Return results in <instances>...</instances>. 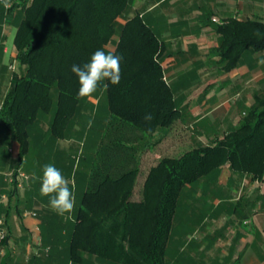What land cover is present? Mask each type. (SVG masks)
<instances>
[{
  "label": "crops",
  "instance_id": "1",
  "mask_svg": "<svg viewBox=\"0 0 264 264\" xmlns=\"http://www.w3.org/2000/svg\"><path fill=\"white\" fill-rule=\"evenodd\" d=\"M14 2L10 0L12 6ZM8 9L0 0V110L13 76L21 72L16 68L15 45L11 49L5 42L10 27L17 29L22 7L12 14ZM135 15L147 21L160 42L159 60L181 110L179 120H198L197 146L213 145L236 129L255 96L264 91V64L258 63L264 51H248L236 67L226 70L227 62L217 53L221 41L217 26L229 20L264 21V0H132L127 13L118 18V28ZM100 99L101 94L88 97L61 137L52 133L53 113L40 114L25 152L0 125V221L6 232L0 242V264H108L87 253L72 261L68 250L100 152L102 172L109 169L116 176L123 172L121 158L117 159L122 131L106 135L109 112L105 106L98 110ZM164 131L158 130L154 138H139L132 150L138 163L132 161L128 168L139 165L138 184L143 185L149 170L165 157L155 155L156 146L169 136ZM45 164L55 165L69 187L74 185L72 219L57 215L49 198L40 195ZM141 197V192L133 196ZM187 226L194 233H182ZM171 232L169 244L174 248L171 255L168 245V264H264V177L236 173L226 164L219 174L200 179L198 208L178 214ZM195 235L199 237L192 243Z\"/></svg>",
  "mask_w": 264,
  "mask_h": 264
},
{
  "label": "trees",
  "instance_id": "2",
  "mask_svg": "<svg viewBox=\"0 0 264 264\" xmlns=\"http://www.w3.org/2000/svg\"><path fill=\"white\" fill-rule=\"evenodd\" d=\"M131 1L15 0L10 10L12 14L22 7L14 39L21 72L13 76L0 125L19 141L23 152L40 114L53 113L52 133L61 137L87 101L77 98L73 64L83 65L98 49L113 47V53L122 57L119 84L105 81L107 90L98 89L93 95L102 93L106 98V135L122 131L117 159L121 158L123 172L120 176L109 169L102 172L100 152L70 235L72 261L87 253L108 264H168V245L184 188L219 174L226 164L236 173L257 180L264 177L262 91L239 126L213 145L161 158L147 173L141 199L134 200L140 168L128 166L137 162L132 153L136 142L170 129L181 118V110L164 80L161 45L152 27L135 15L118 28L117 20L127 13ZM216 32L221 37L217 53L227 62L226 70L236 67L246 52L264 51V21L229 20ZM148 113L151 121L144 119Z\"/></svg>",
  "mask_w": 264,
  "mask_h": 264
},
{
  "label": "clouds",
  "instance_id": "3",
  "mask_svg": "<svg viewBox=\"0 0 264 264\" xmlns=\"http://www.w3.org/2000/svg\"><path fill=\"white\" fill-rule=\"evenodd\" d=\"M4 7H12L10 0H3ZM121 60L122 57L112 51L103 49L96 50L88 62L83 65L73 64L71 71L78 77L77 98L91 97L98 89L105 91L108 83L119 84L121 80ZM264 64V58L258 60ZM146 121H151L153 116L148 113L144 116ZM91 126V121L88 122ZM74 185L69 187V181L62 172L53 164H45L42 168L40 195L49 198V207L57 215L72 219V212L75 208Z\"/></svg>",
  "mask_w": 264,
  "mask_h": 264
},
{
  "label": "rangeland",
  "instance_id": "4",
  "mask_svg": "<svg viewBox=\"0 0 264 264\" xmlns=\"http://www.w3.org/2000/svg\"><path fill=\"white\" fill-rule=\"evenodd\" d=\"M14 5V4H13ZM19 5H17L18 7ZM12 8V7H11ZM11 8L8 9L10 13ZM9 19V18H8ZM7 19V21H8ZM17 29L15 26L10 27L9 29V36L5 42L7 47L14 49V39L16 36ZM16 68H19V64L16 65ZM11 71L14 70L11 68ZM16 72V70H15ZM101 93V92H100ZM102 94V93H101ZM107 106L106 98L101 95V99L99 102L98 110H102L103 107ZM241 116V115H240ZM242 117V116H241ZM198 120L190 119L189 117H185L179 120L171 130H165L162 134L169 135L165 140L162 141L161 145L156 146L155 155L161 156H177L182 154L189 148L196 147L198 145ZM94 133V130L91 131V135ZM134 135H131L130 140H133ZM134 141V140H133ZM141 145V144H139ZM147 162L146 164H148ZM148 168V165L146 166ZM147 168L144 169V173L146 174ZM137 193L142 191V183H139L136 188ZM198 208V182L194 185L188 186L184 188L182 196L180 198V203L177 211V216L180 214L184 209H194ZM192 226V223H191ZM182 233H194V229L192 227L187 226L186 229H182ZM199 236L195 235L191 240H194L192 243H196ZM171 251L169 252L172 255V251L174 246L169 244ZM201 255V254H199ZM204 257V254H203Z\"/></svg>",
  "mask_w": 264,
  "mask_h": 264
},
{
  "label": "built area",
  "instance_id": "5",
  "mask_svg": "<svg viewBox=\"0 0 264 264\" xmlns=\"http://www.w3.org/2000/svg\"><path fill=\"white\" fill-rule=\"evenodd\" d=\"M5 239H6V232L4 230V222L3 221H0V242H3ZM2 254H3L2 253V249H0V256Z\"/></svg>",
  "mask_w": 264,
  "mask_h": 264
}]
</instances>
